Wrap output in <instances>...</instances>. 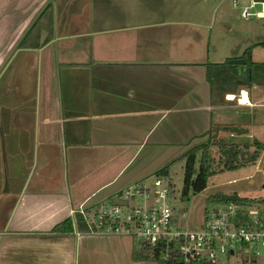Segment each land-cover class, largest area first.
Returning <instances> with one entry per match:
<instances>
[{
  "label": "crops",
  "instance_id": "crops-1",
  "mask_svg": "<svg viewBox=\"0 0 264 264\" xmlns=\"http://www.w3.org/2000/svg\"><path fill=\"white\" fill-rule=\"evenodd\" d=\"M224 2L0 0V264H156L51 231L229 125L204 66L264 43L243 45L264 13L237 31Z\"/></svg>",
  "mask_w": 264,
  "mask_h": 264
},
{
  "label": "built area",
  "instance_id": "built-area-1",
  "mask_svg": "<svg viewBox=\"0 0 264 264\" xmlns=\"http://www.w3.org/2000/svg\"><path fill=\"white\" fill-rule=\"evenodd\" d=\"M238 8V1H231ZM260 11H253L256 5ZM264 3L252 2L241 9L242 18L259 17ZM238 105L246 106L249 104ZM145 178L118 192L111 201L81 206L73 216L76 236L128 238L133 243L161 245L162 259L175 255L181 264H217L219 256L248 252L253 260L264 248V205L248 203L218 204L205 214L201 225L187 229L179 225L170 203V187L163 177ZM75 214H79L87 231L76 230Z\"/></svg>",
  "mask_w": 264,
  "mask_h": 264
},
{
  "label": "rangeland",
  "instance_id": "rangeland-1",
  "mask_svg": "<svg viewBox=\"0 0 264 264\" xmlns=\"http://www.w3.org/2000/svg\"><path fill=\"white\" fill-rule=\"evenodd\" d=\"M210 1L213 3H220L222 0ZM224 1L225 9L230 11L228 14L236 22L237 26L230 22L231 25L236 28L235 30H241L243 26L248 28L251 24L256 22L255 18H249L251 19L250 21L242 20V18H240L241 10L234 9L231 0ZM242 4L239 3L238 6H242ZM258 10H260V5L255 6L254 11ZM217 21L218 19L214 16V25L218 24ZM240 21L241 23L238 25ZM206 25H210V22H207ZM239 37L241 38L240 35ZM258 42H264V20L262 21V28L257 31L256 34H251L248 30V33L244 35L243 38V45L246 44L247 47L252 43ZM252 59L254 62H264V48L257 47ZM243 92L247 94L250 102L249 105L240 106L237 103V100L242 99ZM227 96L228 95L224 96L225 101H227ZM229 99L233 100L227 101L226 105L231 106L233 109L222 112L223 116L221 123L242 128L244 133L228 134L221 132L218 134L217 139L224 140L228 144L237 145L239 147H248V150L245 151L246 160L244 161L243 158L239 161L244 167L210 177L205 190L194 196L189 194L187 198L181 197L184 161H178L172 164L169 168L168 176L163 177L167 180L170 187V203L173 209V216H175V220L179 225L187 229L193 230L198 228L207 211L209 212V210L217 205L208 204L206 202V198L211 195L217 193L237 194L240 197L264 200V150L259 154L254 164L248 162L249 155L254 151L252 145L253 140H257L264 144V89L261 90L256 86L249 89L239 88L237 94L229 96ZM211 156L215 161L219 158V154L215 147L211 150ZM198 160L199 156L195 163V173L198 168ZM217 169L219 168L217 167ZM153 177H155L154 173H150L147 176V178L151 180ZM249 180L251 181L248 182ZM259 251L260 257L257 260H253L248 252H242L241 254L235 253L234 256H219L217 264H264V248L259 247Z\"/></svg>",
  "mask_w": 264,
  "mask_h": 264
},
{
  "label": "trees",
  "instance_id": "trees-1",
  "mask_svg": "<svg viewBox=\"0 0 264 264\" xmlns=\"http://www.w3.org/2000/svg\"><path fill=\"white\" fill-rule=\"evenodd\" d=\"M49 15L46 9L44 14ZM255 47H263L264 43H259L248 47L236 58L226 59L222 63H208L205 67V81L209 86L210 103L212 106H224L227 104L225 95H235L239 88H252L256 86L261 90L264 89V63L254 62L252 60V49ZM224 132L228 134L244 133L242 128L232 125H212L210 126L207 138L204 142L190 147L183 155L170 161L161 169L154 172L156 177H167L169 168L178 161H184L183 182L181 188V197L187 198L189 194L197 195L207 188L208 180L216 174L235 171L244 167L239 161L245 158L247 146L239 147L237 145L228 144L224 140H218V134ZM252 145L254 151L249 155L248 162L254 164L259 154L264 150V144L253 140ZM215 147L219 154V158L215 161L211 156V150ZM199 156L198 168L195 173V163ZM217 167L219 169H217ZM208 204H224V203H248L263 204L264 200L249 199L240 197L237 194L217 193L206 198ZM76 230L85 233L87 227L79 214H75ZM74 230L73 221L66 219L57 224L51 233L63 235L72 233ZM163 247L155 245L153 247L142 244H133L132 259L140 262H154L156 264H181L178 255L172 259H162L161 252Z\"/></svg>",
  "mask_w": 264,
  "mask_h": 264
},
{
  "label": "bare ground",
  "instance_id": "bare-ground-1",
  "mask_svg": "<svg viewBox=\"0 0 264 264\" xmlns=\"http://www.w3.org/2000/svg\"><path fill=\"white\" fill-rule=\"evenodd\" d=\"M239 100H240V104H250L245 92L242 93V99H239Z\"/></svg>",
  "mask_w": 264,
  "mask_h": 264
}]
</instances>
